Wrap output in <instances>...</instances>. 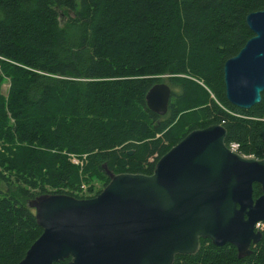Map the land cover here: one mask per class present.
I'll list each match as a JSON object with an SVG mask.
<instances>
[{"label":"trees","instance_id":"trees-1","mask_svg":"<svg viewBox=\"0 0 264 264\" xmlns=\"http://www.w3.org/2000/svg\"><path fill=\"white\" fill-rule=\"evenodd\" d=\"M261 11L264 0H0V264H19L41 236L32 200L93 198L109 183L104 167L151 175L194 130L222 125L227 146L264 159V92L238 109L223 75L253 37L247 16ZM162 83L172 91L164 117L146 104ZM69 155L85 156L84 169ZM251 250L239 258L201 240L174 264H264V231Z\"/></svg>","mask_w":264,"mask_h":264},{"label":"water","instance_id":"water-1","mask_svg":"<svg viewBox=\"0 0 264 264\" xmlns=\"http://www.w3.org/2000/svg\"><path fill=\"white\" fill-rule=\"evenodd\" d=\"M246 24L253 37L223 67L225 96L250 110L264 92V11ZM172 91L153 86L147 108L160 117ZM219 124L190 132L161 157L151 175L115 174L95 197L45 194L29 203L41 236L19 264H174L194 256L201 240L233 246L239 258L263 238L264 159L246 157L226 144ZM264 141V132L262 135ZM254 185L263 195L254 199Z\"/></svg>","mask_w":264,"mask_h":264},{"label":"built area","instance_id":"built-area-1","mask_svg":"<svg viewBox=\"0 0 264 264\" xmlns=\"http://www.w3.org/2000/svg\"><path fill=\"white\" fill-rule=\"evenodd\" d=\"M231 150L238 152L239 149V145L237 144H231L230 146H228ZM69 159L71 161L72 164L78 166V164H82V167L85 165V161H86V157H82V159H79L77 156L75 155H69ZM86 192H87V186L85 184H82L80 187V190H78V193L80 196H86ZM258 228L260 229H264L263 225H258Z\"/></svg>","mask_w":264,"mask_h":264},{"label":"rangeland","instance_id":"rangeland-1","mask_svg":"<svg viewBox=\"0 0 264 264\" xmlns=\"http://www.w3.org/2000/svg\"><path fill=\"white\" fill-rule=\"evenodd\" d=\"M63 20H64V18H63ZM63 22V21H62ZM0 73H1V69H0ZM10 83L9 84H7V85H4L3 86V93L5 94V95H7L8 96V93H9V90H10ZM213 95L211 96V98L213 99ZM78 167H79V169H84L83 167H82V164H78ZM82 173V171H80V174ZM95 183V182H94ZM83 184H85L86 185V183H83ZM102 181L101 182H98V183H96V190H100V188L102 187ZM87 186V185H86ZM263 228H264V225H263Z\"/></svg>","mask_w":264,"mask_h":264},{"label":"bare ground","instance_id":"bare-ground-1","mask_svg":"<svg viewBox=\"0 0 264 264\" xmlns=\"http://www.w3.org/2000/svg\"><path fill=\"white\" fill-rule=\"evenodd\" d=\"M188 81V80H187ZM25 148V147H24Z\"/></svg>","mask_w":264,"mask_h":264}]
</instances>
